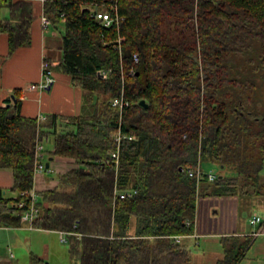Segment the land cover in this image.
I'll return each mask as SVG.
<instances>
[{"label": "trees", "instance_id": "obj_1", "mask_svg": "<svg viewBox=\"0 0 264 264\" xmlns=\"http://www.w3.org/2000/svg\"><path fill=\"white\" fill-rule=\"evenodd\" d=\"M116 1L125 20L105 27L91 10L111 0H44L43 14L64 27L56 70L82 90L85 107L59 128L57 115L40 127L21 115L18 92L13 104L0 105V169L13 172L18 193L8 198L0 189V226L21 225L15 204L31 202L36 138H50L51 155L78 167L61 176L72 189L37 193L33 227L66 233L80 264H191L175 237L194 234L199 196L252 188L264 195V108L255 80L244 79L264 72V0ZM36 9L32 0H0L10 53L30 44ZM122 94L129 106L120 120L111 100ZM120 124L132 139L122 141L116 166ZM198 166H217L216 180L197 184L188 172ZM251 242L226 240L216 264H237ZM32 264L50 263L34 257Z\"/></svg>", "mask_w": 264, "mask_h": 264}, {"label": "crops", "instance_id": "obj_2", "mask_svg": "<svg viewBox=\"0 0 264 264\" xmlns=\"http://www.w3.org/2000/svg\"><path fill=\"white\" fill-rule=\"evenodd\" d=\"M32 1L36 3L37 9L36 18L33 19L30 27L29 45L21 46L10 53L9 35L6 32H0V105L10 100L13 104L15 93L18 92L21 100V115L36 119L38 127L41 123H49V116L57 115V126L62 128L67 126L69 118L84 112L83 92L71 82L69 75L56 70L63 58L62 36L59 37L61 32L59 33L60 30L53 25L48 28L42 26L44 1ZM7 15L8 13L3 16ZM44 61L48 62L49 68L54 73V83L46 90H28V85L43 81ZM68 128L74 129L73 125ZM45 140L48 141L50 138ZM45 140H41L42 143ZM52 149L46 151L44 147L42 162L45 166L49 162L50 166L48 170L35 174L33 190L36 194L55 188L72 189V184L61 182V176L78 165L72 158L52 156L50 153ZM213 168L209 170L217 172ZM13 185V172L10 169H0V189L3 195L16 198L18 193L13 190ZM239 195L243 203L244 199L245 201L249 199L245 203L247 207H251L252 203V209L248 212L242 211L244 207H239L236 195L198 197L194 234L182 237L179 241L190 250L191 264H216L224 256L226 240L247 236L252 237V242L237 264H264V200L251 202L254 194L240 193ZM255 196L259 195L255 194ZM213 198L219 199L216 205L215 202L211 203V200H208ZM208 206L209 208L212 206L210 210L213 209L216 213H219L221 209L224 221L217 223L201 215L202 210ZM253 216H260L262 222L257 226L251 225L250 219ZM256 229H260V234L253 237L251 232ZM217 239H220L218 250L213 245V241ZM189 242H191L190 245ZM193 242L200 248L194 250ZM63 243H70L66 233L38 229L27 222H21V225L16 227L0 226V264H32L34 257L43 258L48 263L54 264L52 250L54 247L63 248ZM201 243L205 247H201ZM75 249L79 251V247L76 246ZM72 250L71 248L69 252L72 253ZM77 257L80 263V251Z\"/></svg>", "mask_w": 264, "mask_h": 264}, {"label": "built area", "instance_id": "obj_3", "mask_svg": "<svg viewBox=\"0 0 264 264\" xmlns=\"http://www.w3.org/2000/svg\"><path fill=\"white\" fill-rule=\"evenodd\" d=\"M44 1V0H42ZM91 15L96 20H99L105 27H110L113 24L119 25L122 21L125 20V17L120 14L119 11V5L116 0H111V3L108 8L104 10H91ZM63 17V14L61 15ZM42 26L44 28H48L52 25L50 19L45 15L42 14L41 16ZM55 29V33H56ZM122 42V38H119L118 44ZM134 62H139V56L138 54L133 55ZM43 72H44V79L40 83H33L28 85L27 89L31 91L36 90H46L48 89L55 81L54 73L49 68L48 62H43ZM134 68L131 69L130 73L133 74ZM109 74V70H100L98 71V75H100L103 78H106ZM111 104L113 107L118 108L120 112V120H122V112L125 107L129 106V102L124 98L123 94L120 97L113 98L111 100ZM114 139L116 141V148L111 152V161L116 164V166L119 165L120 162V151H121V144L124 139H132V136H128L123 134L121 129V124L118 127V130L116 131L114 135ZM43 150L44 146L42 141L37 137L36 138V146H35V174L41 173L45 170H48L45 166V164L42 162L43 159ZM189 176L195 177L197 180V184L200 183L202 179H206L209 182H214L218 176L217 172L214 170H206L201 168V166H198L195 170H189ZM31 202L29 205H26L24 201H18L16 202V206L20 209V216H21V222H27L29 224H32V222L38 217L39 215V208L37 206L38 202V195L34 190H31ZM133 194V191H127V192H120L119 197L120 198H126ZM262 222V218L260 216H253L250 219V224L257 226ZM189 225V223H187ZM260 234V229H256L251 232V235L253 237L258 236ZM182 237L176 236L175 240L177 242L180 241Z\"/></svg>", "mask_w": 264, "mask_h": 264}, {"label": "rangeland", "instance_id": "obj_4", "mask_svg": "<svg viewBox=\"0 0 264 264\" xmlns=\"http://www.w3.org/2000/svg\"><path fill=\"white\" fill-rule=\"evenodd\" d=\"M2 16L7 14V9L4 8L2 9V12H1ZM59 37H61L64 33V27H63V24H60L59 25ZM244 79L246 80H255V83L257 84V89L255 90V100L258 102V106H263L264 108V72L263 71H257L255 73H253L252 71L250 73H245L244 75ZM247 86V85H246ZM249 91V90H248ZM43 146L45 147V150L48 151V150H51L53 148V142L52 140H45L44 143H43ZM47 158V157H46ZM213 168V167H211ZM216 171L218 170L217 166H214V168ZM209 170V169H207ZM249 194H251L253 192V188L249 191ZM238 194V195H237ZM236 194V199L238 200V203H239V207H244L245 209L242 210L244 212H248L250 209H252V203H251V207L248 206L245 204L247 202V200L249 199H244V203H243V199L240 198V193H237ZM253 194V193H252ZM206 200V199H205ZM208 200H211L210 202H215V205L216 203L218 202V198H213V199H208ZM252 200L254 202H260L262 200H264V195H259V196H255L252 197L251 199V202ZM204 202V201H203ZM214 205V206H215ZM237 207V209L239 208ZM250 207V208H249ZM212 208V206L209 208V206L202 210L201 212V215H204L208 218H210L211 220L213 221H216L217 223H221L222 221H224V218H223V212L222 210L220 209V212L219 213H216L214 212V210H210ZM217 208V207H216ZM220 239H217L215 241H213V245L216 247V249H220V245H219V241ZM191 242H189L188 244L190 245ZM193 249L195 250V248L199 249L200 246H195L194 245V242H193V245H192ZM201 247H205L203 243H201ZM71 249V244L68 243H63V248L59 249V248H53L52 250V261L54 264H80L79 263V259L77 257V254L79 253L78 250H76L75 248L72 250V253L69 252V250ZM220 251V250H219ZM222 251V250H221ZM223 254V251L221 252Z\"/></svg>", "mask_w": 264, "mask_h": 264}, {"label": "water", "instance_id": "obj_5", "mask_svg": "<svg viewBox=\"0 0 264 264\" xmlns=\"http://www.w3.org/2000/svg\"><path fill=\"white\" fill-rule=\"evenodd\" d=\"M140 104L143 105V106H147V103L145 102V100H141L140 101ZM50 166L49 162L46 163V168L48 169Z\"/></svg>", "mask_w": 264, "mask_h": 264}]
</instances>
